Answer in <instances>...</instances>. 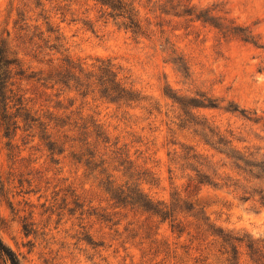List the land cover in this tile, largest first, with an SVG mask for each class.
Instances as JSON below:
<instances>
[{
    "label": "rangeland",
    "instance_id": "1",
    "mask_svg": "<svg viewBox=\"0 0 264 264\" xmlns=\"http://www.w3.org/2000/svg\"><path fill=\"white\" fill-rule=\"evenodd\" d=\"M127 1L147 35L136 37L119 20L101 16L94 0H0V35L10 32L8 40L28 71L47 72L63 55L33 57L12 27L16 10L41 29L43 15L48 16L59 28L64 54L88 66L110 59L122 82L144 98L132 108L117 109L97 95H58L57 89L24 80L32 112L46 122L52 118L50 126L55 116L78 124L80 117L96 119L109 137L108 143L99 142L96 159L102 152L112 157L121 147L145 171L140 187L153 201L175 203L177 210L192 208L190 214L201 210L215 227L263 238L264 206L242 201L223 188H186L192 172L174 167V152L191 148L219 166L224 157L205 143L203 127L221 132L256 162L264 159V0ZM190 7L221 26L191 20L185 15ZM205 98L215 100L217 107H187L193 99L206 105ZM189 111L193 115L186 116ZM63 129L68 127L48 131L62 135ZM40 134L37 127L18 130L9 140L0 130V238L20 264H190L174 258V250L181 255L180 245L189 236L178 238L169 220L152 217L149 230L147 214L126 216L127 210L114 207L103 182L107 174L117 183L126 180L113 170L117 161L103 173L106 164L90 171L72 158L74 148L68 143L51 155ZM68 134L78 137L74 129ZM253 182L264 192V177ZM187 220L194 233L196 221ZM204 237L203 263L226 264L218 243L206 233ZM240 252L241 264H250L243 247ZM0 264H8L1 255Z\"/></svg>",
    "mask_w": 264,
    "mask_h": 264
},
{
    "label": "trees",
    "instance_id": "2",
    "mask_svg": "<svg viewBox=\"0 0 264 264\" xmlns=\"http://www.w3.org/2000/svg\"><path fill=\"white\" fill-rule=\"evenodd\" d=\"M94 1L101 7V16L119 20L120 25L136 37L147 35L138 12L131 2L127 0ZM36 5L38 6L39 3L37 2ZM185 13L191 17V20H201L217 28L221 26L210 21V18H207L205 14L195 12L191 7L185 10ZM43 19L45 29H41V25L37 23L30 24L25 12L16 10V18L13 20L12 27L20 43L30 46L33 57L63 55L61 63L47 72L28 71V67L24 65L18 52L12 48L8 40L10 32L6 30L7 37L0 35V130L3 136L11 140L16 136L18 130L25 132L37 127L40 129V137L45 141L51 155L55 151L61 153L64 150L63 145L68 143L70 148H74L71 153L72 158L90 171L106 164L100 171L103 173L111 163L117 161L113 170L121 171V175L126 180L123 183H117L113 174H107L103 182L114 207L127 210L126 216L128 212H132L134 216L138 217L147 214L144 220L149 230L152 229L151 218L157 217L160 222L169 220L170 227L178 238L184 233L188 235V243L180 245L181 255L174 250V258L179 256L178 259L182 262L204 264L203 261H206L207 257H203L202 252L206 249L203 247L204 234L206 233L218 243L217 251L221 256H224L226 264H241V247L244 248V254L250 264H264V237L247 238L234 235L212 225L208 218L202 215L201 210L190 214L192 208L177 210L175 203L173 207V205L162 201H153L145 195L140 187V183L146 181L145 171H140L128 153L124 152L121 147L113 151L112 157H107L105 152L100 153V159L97 160L99 142L106 144L109 142V137L96 119L80 117L78 119L81 122L78 124L76 120L71 122L55 116V118L53 117L55 124L50 126L52 118L46 122L41 119L40 115L32 112V106L29 103L30 97L26 96V91L22 87L24 80H35L47 89H57L58 95L65 91H74L81 97L91 95L92 99H95L97 95L98 98L115 104L117 109L132 108L144 100L139 93L122 82L117 68L110 59H96L88 66L83 61L64 54V41L59 28L50 21L48 16L43 15ZM244 39H249V36H244ZM205 100L207 101L206 105H199L200 102L193 99V103L188 104L187 107L189 109H196L200 106L217 107L215 100L206 98ZM72 104L73 102L69 105ZM231 110L237 111L236 108ZM72 113L73 111L70 110V115ZM184 114L186 116L193 115L190 111L184 112ZM70 115L65 118L70 119ZM181 120L187 121L185 118H181ZM56 126L60 128L67 126L68 129L67 131L63 129L62 135H53L52 131H49ZM73 129L77 131L78 137L68 138L69 131H73ZM204 129L201 128L202 135L206 138L204 139L205 143L212 147L216 153L223 155L224 161L218 166L211 157L203 156L191 148L184 149L180 154L174 152V167L182 172L187 170L192 172L187 176L186 188L192 190H200L202 187L223 188L242 201L252 200L264 206V192L262 189L258 190L253 182V179L264 177V159L256 162L251 153L236 149L231 143L232 140L227 139L221 132L211 129L205 131ZM117 143L118 141L114 142V145ZM77 147L78 149L75 150ZM256 195L257 198H255ZM187 217H192L196 221L194 233H191L192 222L188 221ZM191 249L196 253L193 256L190 252ZM0 255L8 264H20L16 254L3 243L1 238Z\"/></svg>",
    "mask_w": 264,
    "mask_h": 264
}]
</instances>
